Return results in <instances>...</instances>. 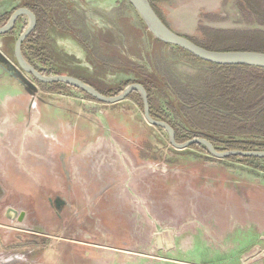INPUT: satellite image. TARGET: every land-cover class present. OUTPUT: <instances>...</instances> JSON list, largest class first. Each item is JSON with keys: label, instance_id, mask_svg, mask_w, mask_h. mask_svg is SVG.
I'll return each instance as SVG.
<instances>
[{"label": "rangeland", "instance_id": "rangeland-1", "mask_svg": "<svg viewBox=\"0 0 264 264\" xmlns=\"http://www.w3.org/2000/svg\"><path fill=\"white\" fill-rule=\"evenodd\" d=\"M60 1L71 9L70 26L49 31L44 44V67L55 74L105 91L135 77L128 64L142 65L160 81L163 108L232 79L157 42L125 0ZM22 2L0 0V15ZM158 6L182 36L264 52V0ZM27 23L21 16L10 36L0 35V264L18 255L46 264H264V160L175 149L132 98L105 104L73 88L41 87L13 53ZM243 77L251 85L245 108L259 103L249 114L264 113V73Z\"/></svg>", "mask_w": 264, "mask_h": 264}, {"label": "trees", "instance_id": "trees-1", "mask_svg": "<svg viewBox=\"0 0 264 264\" xmlns=\"http://www.w3.org/2000/svg\"><path fill=\"white\" fill-rule=\"evenodd\" d=\"M148 1L153 10L168 26L164 18L161 16L158 6L162 0ZM129 5L132 6L130 3ZM21 6L28 8L36 17L34 29L21 44V52L24 58L44 75L58 73L44 67L46 64L44 44L49 31L59 29L60 27L62 29H67V27L70 26L68 18L71 14V9L67 7L65 8L60 0H23ZM9 15L10 13L0 15V24L7 21ZM20 18L21 16L17 18L13 29L2 35L10 36L17 28V23ZM155 40L163 43L158 39ZM192 41L210 50H220L211 48L202 42H197L195 40ZM163 44L170 45L167 43ZM175 47L185 51L193 58L201 60L188 51L177 46ZM209 64L216 70L225 71L227 74L230 73V75H232V79L229 81L226 80L219 88L212 90L208 93V95L202 97L201 99L195 97L190 100H179V102L176 103L167 100L165 108L161 106L156 94L159 90L162 94L160 81L156 79V76H154L153 73H149L145 66L128 64L126 66V71H128L127 74H134L135 77L132 79H126L116 88L108 87L105 91L95 87L86 80H83L80 77L79 78L95 87L102 94L109 96L117 95L131 83L141 84L147 92L150 115L154 119L163 120L169 123L174 130L175 140L178 143L185 142L194 137H203L210 141L219 151L234 149L243 151H264V113H259L258 110V114L250 115L249 112L252 109H256L255 107L260 104L258 103L254 105V107L250 106L246 109L245 106L248 103L243 102V99H245V95L251 86L243 75L249 70H257L260 73H264V68L248 65ZM32 78L38 85L43 88H47L48 90H59L63 87L73 88L84 94L88 99L100 102L91 95L87 94L85 91L72 85L61 82L43 83L35 79L33 76ZM162 96L166 99L164 94H162ZM127 98H132L143 108V101L138 91H131ZM237 136L251 137L258 139V141H240L235 139ZM190 147L209 153L206 147L199 143H194ZM225 159H237L240 162L249 165H252L254 161L264 160V158L261 157L243 155H230Z\"/></svg>", "mask_w": 264, "mask_h": 264}, {"label": "water", "instance_id": "water-1", "mask_svg": "<svg viewBox=\"0 0 264 264\" xmlns=\"http://www.w3.org/2000/svg\"><path fill=\"white\" fill-rule=\"evenodd\" d=\"M135 11L138 13L143 23L145 24L147 30L158 40L180 47L199 59L209 62L215 63L219 65H248L253 67L264 68V52L259 51H248V50H210L205 47H202L189 38L182 36L175 31H173L169 26H167L161 18L157 15V13L153 10L148 0H127ZM27 16L28 23L25 29L21 32V34L17 37L14 43V57L17 62L18 67L26 74L33 76L35 79L39 80L43 83H54L61 82L77 87L87 94L91 95L95 99L99 100L105 104H114L119 101H122L127 98V96L131 93V91H138L141 95L143 101V115L146 122L152 126L160 127L166 131L169 143L175 149H185L190 147L194 143H199L206 147L208 152L219 159H224L230 155H243V156H255L264 158L263 150H217L213 144L206 140L203 137H194L185 142L178 143L175 140V133L172 126L163 120H158L152 118L149 113V104L147 98V92L144 87L139 83H131L126 86L120 93L117 95H104L99 92L92 85L82 81L80 78L66 75V74H52V75H44L39 70L34 68L23 56L21 52V44L25 40V38L29 35V33L34 29L36 24L35 15L26 7H18L15 9L8 20L0 25V35L9 32L13 29L15 22L18 17ZM59 200V199H57ZM56 200V202H57ZM8 212H12L17 214V210L8 207ZM24 216V211H21L18 216V220H22Z\"/></svg>", "mask_w": 264, "mask_h": 264}, {"label": "crops", "instance_id": "crops-1", "mask_svg": "<svg viewBox=\"0 0 264 264\" xmlns=\"http://www.w3.org/2000/svg\"><path fill=\"white\" fill-rule=\"evenodd\" d=\"M204 3H205V1H204ZM206 3H207V0H206ZM19 258H20L19 255L18 256H12L10 261L7 260L8 262H5L6 259H3L2 264H4V262H5V264H46L45 262H43L41 260L40 257H38L37 261H34V262L24 261V260H21V258L20 259Z\"/></svg>", "mask_w": 264, "mask_h": 264}, {"label": "flooded vegetation", "instance_id": "flooded-vegetation-1", "mask_svg": "<svg viewBox=\"0 0 264 264\" xmlns=\"http://www.w3.org/2000/svg\"><path fill=\"white\" fill-rule=\"evenodd\" d=\"M56 202V201H55ZM57 204H60V203H62L60 200H57V202H56Z\"/></svg>", "mask_w": 264, "mask_h": 264}, {"label": "bare ground", "instance_id": "bare-ground-1", "mask_svg": "<svg viewBox=\"0 0 264 264\" xmlns=\"http://www.w3.org/2000/svg\"><path fill=\"white\" fill-rule=\"evenodd\" d=\"M2 39V38H1Z\"/></svg>", "mask_w": 264, "mask_h": 264}]
</instances>
